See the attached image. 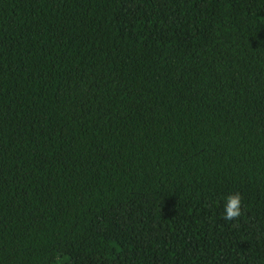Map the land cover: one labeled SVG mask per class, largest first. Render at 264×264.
Returning a JSON list of instances; mask_svg holds the SVG:
<instances>
[{
  "label": "trees",
  "instance_id": "16d2710c",
  "mask_svg": "<svg viewBox=\"0 0 264 264\" xmlns=\"http://www.w3.org/2000/svg\"><path fill=\"white\" fill-rule=\"evenodd\" d=\"M0 264H264V0H0Z\"/></svg>",
  "mask_w": 264,
  "mask_h": 264
},
{
  "label": "clouds",
  "instance_id": "9594fccd",
  "mask_svg": "<svg viewBox=\"0 0 264 264\" xmlns=\"http://www.w3.org/2000/svg\"><path fill=\"white\" fill-rule=\"evenodd\" d=\"M242 215V196L234 193L225 198L222 219L232 221Z\"/></svg>",
  "mask_w": 264,
  "mask_h": 264
}]
</instances>
